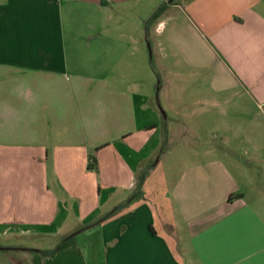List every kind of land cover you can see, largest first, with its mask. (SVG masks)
Returning <instances> with one entry per match:
<instances>
[{
  "label": "crops",
  "instance_id": "crops-1",
  "mask_svg": "<svg viewBox=\"0 0 264 264\" xmlns=\"http://www.w3.org/2000/svg\"><path fill=\"white\" fill-rule=\"evenodd\" d=\"M159 7L0 0V264H264V0Z\"/></svg>",
  "mask_w": 264,
  "mask_h": 264
},
{
  "label": "trees",
  "instance_id": "trees-1",
  "mask_svg": "<svg viewBox=\"0 0 264 264\" xmlns=\"http://www.w3.org/2000/svg\"><path fill=\"white\" fill-rule=\"evenodd\" d=\"M165 10V5H162L158 8V10L149 18V20L146 23V28L148 27L147 24H151L153 23L155 20H157L162 13ZM88 169H95L97 170V165H96V161L94 158L90 157L89 163H88ZM148 174V170L144 171L143 173H141L138 176V180H137V185L135 190L132 192V195L128 198L127 201H125L124 203H121L120 205L116 206L113 210H111L110 212L104 214L100 220L98 221V223H102L110 218H112L114 215H116L119 211L123 210L124 208H126L127 206H129L132 202L140 200L143 196L142 193V186L143 183L145 181V178ZM73 234L67 238H65L57 247H55L54 249L51 250H36V249H23V250H27L30 252H34V253H38L40 254L42 257H54L55 255H57L58 253L69 249V248H73L76 246V241H75V236L77 235ZM0 249H5L8 250L10 248H0Z\"/></svg>",
  "mask_w": 264,
  "mask_h": 264
},
{
  "label": "rangeland",
  "instance_id": "rangeland-1",
  "mask_svg": "<svg viewBox=\"0 0 264 264\" xmlns=\"http://www.w3.org/2000/svg\"><path fill=\"white\" fill-rule=\"evenodd\" d=\"M172 0H157V4L158 6H162V5H167L168 2H171ZM149 20V19H148ZM148 43H150V46H148V53H149V56L151 54V40L148 39ZM155 59V57H153ZM160 75V74H159ZM162 78V75H160V78L156 80V83L157 84V87H159L160 85V79ZM162 80V79H161ZM161 108H165V106L162 104V107ZM165 112H163V116H164ZM177 135H175L174 137H172V140H167L166 142H164V145H163V150H165V148H171L173 146L176 145V142H177ZM163 162L162 161L159 165H158V171H161L163 169ZM161 173V172H160ZM90 233V232H89ZM92 233V232H91ZM64 239H58L54 242H48V241H33L31 242L30 246H33L34 244H38L39 246L41 247H49V248H55L57 247ZM75 241H76V245H78L79 247H81V249H84V250H87V259H88V262L89 264H97V259L98 258H102V252H101V249L103 248L102 246V242H101V239L100 237L98 236V234H93L92 236L90 234H86L84 236H81L80 233H78L76 236H75Z\"/></svg>",
  "mask_w": 264,
  "mask_h": 264
}]
</instances>
